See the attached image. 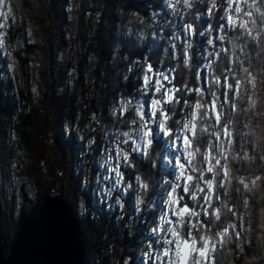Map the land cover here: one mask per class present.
<instances>
[{
    "label": "clouds",
    "instance_id": "obj_1",
    "mask_svg": "<svg viewBox=\"0 0 264 264\" xmlns=\"http://www.w3.org/2000/svg\"><path fill=\"white\" fill-rule=\"evenodd\" d=\"M3 78L20 131L71 146L53 195L92 264H264V0H2Z\"/></svg>",
    "mask_w": 264,
    "mask_h": 264
},
{
    "label": "water",
    "instance_id": "obj_2",
    "mask_svg": "<svg viewBox=\"0 0 264 264\" xmlns=\"http://www.w3.org/2000/svg\"><path fill=\"white\" fill-rule=\"evenodd\" d=\"M68 201L46 194L36 211L19 224L0 264H84V244Z\"/></svg>",
    "mask_w": 264,
    "mask_h": 264
},
{
    "label": "rangeland",
    "instance_id": "obj_3",
    "mask_svg": "<svg viewBox=\"0 0 264 264\" xmlns=\"http://www.w3.org/2000/svg\"><path fill=\"white\" fill-rule=\"evenodd\" d=\"M0 3H2V0H0ZM34 35L36 36V39H38L37 43L38 46L40 47L36 52L35 59L38 58V60L43 61L44 65L40 64V62H38L37 60L36 63L37 64L39 63L40 67L41 66L43 67L42 70L44 72L47 61V52H46L47 46H42L41 36L43 35V30L41 29L39 33H34ZM43 56L45 58H43ZM35 75L37 77H40L42 80L43 74H39L36 71ZM41 87H44L43 80L41 83ZM0 122L3 123L1 129H3L5 132V134L0 133V140H5L7 143H10L12 146L11 153L5 152L0 154V173L6 172L9 177L14 178L13 182L15 185V191L13 195V207H9L6 205L0 206V231L2 235L4 234V235L13 236L15 230V222L17 220V215H18L15 210V205H18L20 207V194H19L20 184L22 183L25 184V187L27 188L28 192H30V190H34L36 194L35 200H37L39 199L38 194L41 191L53 193V189L56 188L58 182L60 184V187H63L67 185V181L66 179L61 181L60 176L57 175V168L59 167V164L62 161L60 151L53 154H49L45 149L41 147L39 134H38L39 131L38 126H35L34 131L30 133L33 135V137L36 138V139H32V141H34V144L35 145L38 144L39 146L37 145V147L38 148L40 147L39 151L35 152V156H34L33 149L29 147L27 142L26 144H24L22 141L18 142L13 140V137L17 135V132H15L14 128H10V124H13L14 122L12 118L10 121H7L6 123L1 120ZM24 131L25 133L27 132V135H29L27 128H25ZM28 138L29 136L27 137V139ZM25 153L27 155H25ZM13 165H15V167H13ZM44 185L47 186V188H45ZM85 252L86 249L84 247V261L86 264V262L90 259V252L88 250V252H86L87 253L86 256H85ZM88 256L89 258H87ZM92 259L93 258H91V260Z\"/></svg>",
    "mask_w": 264,
    "mask_h": 264
},
{
    "label": "trees",
    "instance_id": "obj_4",
    "mask_svg": "<svg viewBox=\"0 0 264 264\" xmlns=\"http://www.w3.org/2000/svg\"><path fill=\"white\" fill-rule=\"evenodd\" d=\"M36 40L38 42V39H36ZM42 46H47V45L42 41ZM38 48H40V47L38 46V43H36V45L34 47V51H33L35 57H36V52H37ZM36 60L38 62H40V64L44 65L43 61L38 60V58ZM42 68L43 67L41 66L38 69L37 72L39 74H43ZM3 79H4V82H0V120L6 123L7 121L11 120L12 115L14 114V102L16 104H18L19 102L16 99V93H14V91H13L14 85L12 84V81L8 78H3ZM42 80H43V78H42ZM19 91H20V95L22 97L23 96V90L21 89ZM2 124L3 123L0 122V133L5 134L4 130L1 129ZM35 126H37V124L33 123L29 128H27L28 134H29V135H27V132L25 133V131H24L25 129L23 131H20V128H21L20 125H17L14 122H13V124H10V128H14L15 132L18 133V131H19L20 137L23 138L22 142L24 144H26V142H27L29 147H31V149H33L34 156H35V152L39 151V148L37 147V145H35L34 141H32V139H36V138L33 137L32 134H30L34 131ZM28 136H29V138L27 139ZM57 136H58V138H57ZM55 142L58 144V147H59L58 151H60V154L62 157L61 159L66 160L67 156H68V151L71 150V146L65 143V141L62 139V136L60 135L59 132H57V134H56ZM41 150H42V148H41ZM66 181H67V179H66ZM67 184H68V182H67ZM45 188H47V186H45ZM62 188H64V190H66L65 193H67V185L63 186ZM44 192L45 191H41L40 192L41 194L40 193L38 194L39 199L33 200L30 198L29 192H28L27 188L25 187V184H23V183L20 184V189H19L20 207H19V214L17 215V220L15 222V230H14L13 236L4 235V234L2 235V247H3V250L5 253L8 252L11 241H12L14 234H15L19 224L21 223V221L27 217L34 215L36 213L39 205H40L42 198L46 194H49V192H45V193ZM62 197L64 199H67V200L69 198L67 194L62 195ZM78 229L80 231V236H81V239L83 241L86 252H88V250H89L90 255H91L90 259L86 262V264H92V261L95 257L94 254H96V249H97L96 232H98L99 230L96 229L94 225H84L83 223H78ZM87 241H88V243H85ZM92 256H94V257H92ZM91 258H93V259L91 260Z\"/></svg>",
    "mask_w": 264,
    "mask_h": 264
},
{
    "label": "bare ground",
    "instance_id": "obj_5",
    "mask_svg": "<svg viewBox=\"0 0 264 264\" xmlns=\"http://www.w3.org/2000/svg\"><path fill=\"white\" fill-rule=\"evenodd\" d=\"M34 51V50H33ZM43 58H45L44 56H43ZM38 71V70H37ZM38 76H40V75H38ZM42 76V75H41ZM42 86H43V84H42ZM4 99V98H3ZM8 111V110H7ZM10 114V113H9ZM38 138V137H37ZM57 138H58V136H57ZM40 144V143H39ZM38 145V144H37ZM39 146V145H38ZM40 148V147H39ZM62 153V152H61ZM40 157V156H39ZM44 157V156H43ZM66 157V156H65ZM38 158V157H37ZM45 161V160H44ZM43 162V161H42ZM48 162V161H47ZM46 165V164H45ZM43 166V165H42ZM48 167V166H47ZM30 172V171H29ZM47 172V171H46ZM50 180V179H49ZM48 183V182H47ZM66 191V190H65ZM62 196V195H61ZM65 200H67V199H65ZM68 201V200H67ZM22 204V203H21ZM21 209V208H20ZM78 224V223H77ZM85 243H88V241L87 242H85ZM86 246V245H85ZM87 253L85 252V255H86ZM90 257H91V255H90ZM87 258H89V256L87 257ZM87 260V259H86ZM84 264H85V261H84Z\"/></svg>",
    "mask_w": 264,
    "mask_h": 264
}]
</instances>
